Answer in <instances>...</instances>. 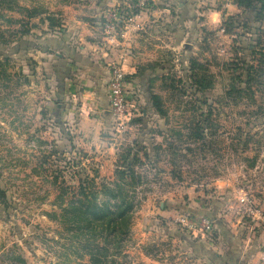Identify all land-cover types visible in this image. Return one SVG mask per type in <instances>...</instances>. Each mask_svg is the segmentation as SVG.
Here are the masks:
<instances>
[{"label": "rangeland", "instance_id": "rangeland-1", "mask_svg": "<svg viewBox=\"0 0 264 264\" xmlns=\"http://www.w3.org/2000/svg\"><path fill=\"white\" fill-rule=\"evenodd\" d=\"M59 1L0 0V264H85L90 258L74 241L73 224L62 219L61 208L79 196L86 177L98 187L107 179L98 176L100 161L85 160L86 153L68 147L59 150L50 132L42 133L52 132L55 122L43 120L37 106L27 111V67L17 62L27 59V44L57 24ZM214 3L210 10L217 9L219 16L201 15L190 44L174 46L169 65L150 84V96H160L163 114L139 90L128 98L124 83L128 114L120 120L112 114L108 136L118 152L113 179L116 169L128 170L122 158L127 148L137 155L131 167L139 180L127 187L136 206L121 247L112 245L98 264H185L186 259L176 258L184 250H218L207 243L218 238L216 226L210 236L198 228L191 233L175 220L208 216L200 207L162 221L158 207L174 196L198 189L220 197L215 186L227 180L232 192L226 212H236L237 198L244 194L260 205L253 194L264 191V0H231L225 8L224 0ZM17 46L24 49L23 57L17 56ZM189 59L205 68L197 72L209 82L207 88L198 89L188 78ZM248 71L253 80L246 82ZM33 130L50 145H33ZM144 231L150 232L143 248L150 262L139 257L142 245L133 244Z\"/></svg>", "mask_w": 264, "mask_h": 264}, {"label": "crops", "instance_id": "crops-1", "mask_svg": "<svg viewBox=\"0 0 264 264\" xmlns=\"http://www.w3.org/2000/svg\"><path fill=\"white\" fill-rule=\"evenodd\" d=\"M128 2L131 1L60 0L57 24L53 23L37 41L27 44L26 60L17 59L27 67L24 76L28 82L26 101L27 105L30 104L27 111L31 106L33 110L37 106L43 120L51 117L55 122L52 132L42 133L50 132L59 150L68 147L86 153L82 155L86 156L85 160L100 161L98 176L107 180L113 179L118 153L116 142L108 136L112 132L108 99L110 64L118 63L124 70L126 89H130L128 98L132 99L133 93L139 90L150 100V84L169 65V54L174 51V46L183 42L190 44L189 38L197 30L201 15L215 17L220 14L217 9L210 10L209 5L215 0H152L149 7L136 17L138 29L128 25L120 33L108 34L104 28L107 8ZM212 6H219V3ZM21 46L26 48L23 44ZM23 50L16 47L18 57H23ZM41 138L34 130L30 134L33 145H50V139L47 142ZM231 186L227 180H222L215 186L220 197L208 195V198L204 195L206 192L201 195L197 189L192 194L190 191V196H174V199L160 204L156 213L163 218L162 221L200 207L215 220L219 232L214 242H207L217 245L218 250L203 249L200 254L184 250L180 252L184 255L176 258L186 259L185 264H264V225L251 215L252 220L244 216L247 205L238 198L237 211L226 212ZM260 193L262 195L253 194L260 205L253 206L264 214V191ZM245 220L252 221L248 222L249 228L245 227ZM257 223L263 229L255 228ZM142 228L149 229V226ZM149 233L142 232V238L133 243L136 247L142 245L137 252L144 262L152 261L143 249L147 240L145 235ZM189 239L180 238L191 244L198 243ZM174 243L180 246L177 241ZM154 264L166 263L154 261Z\"/></svg>", "mask_w": 264, "mask_h": 264}, {"label": "trees", "instance_id": "trees-1", "mask_svg": "<svg viewBox=\"0 0 264 264\" xmlns=\"http://www.w3.org/2000/svg\"><path fill=\"white\" fill-rule=\"evenodd\" d=\"M241 1L239 0V4ZM133 11L136 12L137 8H133ZM189 62L191 73L188 78L198 89L207 88L210 85L209 82L197 72L204 71L205 68L194 59H189ZM251 68L252 66L248 70ZM260 70L261 68L254 69V72H260ZM251 73L248 71L246 82L253 80ZM233 88L236 89L235 86ZM151 100L155 109L163 114L160 96L152 94ZM129 155H132L131 159H128ZM136 156L132 147L127 148L122 158L128 170L116 169L115 178L111 181L103 180L99 187L94 186L93 178L86 177V184L83 181L79 185V196L69 200V206L61 208L62 219L73 224L74 241L89 254V262L85 264H98L112 245L114 249H119L121 240L129 234L132 212L136 203L134 195L130 194L127 187L134 186L139 180L131 167L137 159Z\"/></svg>", "mask_w": 264, "mask_h": 264}, {"label": "built area", "instance_id": "built-area-1", "mask_svg": "<svg viewBox=\"0 0 264 264\" xmlns=\"http://www.w3.org/2000/svg\"><path fill=\"white\" fill-rule=\"evenodd\" d=\"M127 4H120L113 7L107 8L104 14V28L108 34H117L122 32V30L130 25L138 29L139 24L136 21L138 14L147 9L152 0H130ZM134 1V2H133ZM225 3L223 7L225 8L229 1L224 0ZM133 8H137L134 12ZM125 83V72L118 63L110 64V78H109V88L108 97L111 104L112 114L120 117L128 114V102L126 98V93L124 89ZM242 204H246V213L251 215L256 220L260 221L264 225V214L259 212V210L253 206L251 199L244 194L239 198ZM179 224L183 226L184 229L194 232L197 228L198 230H203L208 235L212 236L215 229V220L208 216H201L198 219H193L191 217L179 216L175 219Z\"/></svg>", "mask_w": 264, "mask_h": 264}]
</instances>
